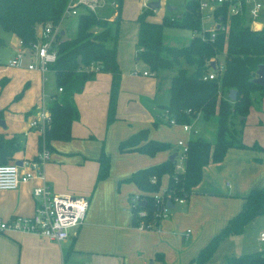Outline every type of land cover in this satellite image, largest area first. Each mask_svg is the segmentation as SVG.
<instances>
[{
    "label": "crops",
    "instance_id": "0c3cea01",
    "mask_svg": "<svg viewBox=\"0 0 264 264\" xmlns=\"http://www.w3.org/2000/svg\"><path fill=\"white\" fill-rule=\"evenodd\" d=\"M109 1L102 7L104 14H97L109 21L116 19L118 11L120 20H123L122 13L127 9L133 11L135 22V17L144 8L142 0H121V4L119 0H114L116 6ZM163 1L165 3L160 5H175L172 1ZM261 1L263 9L253 23L255 30L264 26V0ZM107 7L112 11L107 12ZM152 10L153 14L148 19L161 20L164 12L161 11L158 16L156 13L159 11ZM215 23L210 16L201 20L200 31L178 29L188 34L184 35L187 43L194 35L211 30ZM136 33L135 22L134 46L127 52V61H122L123 58L116 53L121 79L114 119L107 122L111 75L109 72H96L81 91L73 94L79 118L71 124V138L50 141L49 157L42 166L44 180L35 177L19 184L14 190H0L1 219L32 214L35 205L32 188L46 182L53 192L87 196L89 205L83 222L71 230L69 238L62 241L20 231L0 232V264H195L199 250L241 209L248 191L264 186V92L255 91L251 94L252 102L243 123L238 122V117L233 119L239 138L246 147H228L220 161L206 164L200 180L184 201H174L168 207L167 216L159 217L156 224L151 227L131 224L129 198L140 190L134 182L123 179L139 168L166 160L171 153H175L176 159L179 150L177 140L188 142L191 138L201 137L198 134H204L211 120L196 115L189 123L192 132H186L180 124L166 121L163 105L167 102V85L152 74H143V71L149 72L143 62L144 69H136L139 74L133 73L135 69L131 58L135 61ZM176 38L179 37L176 35ZM18 48L19 43L14 53ZM15 68L21 70L20 83H23L14 94L23 90L17 99L22 98L23 92L31 85L40 84L41 89L33 101L16 107L17 111L13 106L15 112L12 116L8 110L11 102L17 100L15 96L5 104L0 103L3 115L0 133L7 136L19 134L22 138L21 149L13 154L10 161L36 160L40 150L37 144L39 131L28 128V120L43 93L47 101L56 89L48 90L46 94L43 85L45 74L26 67ZM5 70L0 69V80L4 79L0 95L6 87H10L13 76L2 74ZM142 128H147L148 139L166 142L169 147L154 155L118 149L120 140ZM101 150L109 155V172L105 178L97 179ZM21 169L28 168L23 166ZM167 181L165 174L161 177L160 191L165 190ZM235 237L225 238L219 246ZM241 237L244 236H240L243 239ZM241 250L243 246L239 244L237 253ZM259 250L264 254V249ZM210 259L204 264H210Z\"/></svg>",
    "mask_w": 264,
    "mask_h": 264
},
{
    "label": "trees",
    "instance_id": "16d2710c",
    "mask_svg": "<svg viewBox=\"0 0 264 264\" xmlns=\"http://www.w3.org/2000/svg\"><path fill=\"white\" fill-rule=\"evenodd\" d=\"M66 2L0 0V28L14 33L23 46H28L35 40L36 26L59 22ZM119 2L121 4V0ZM228 7V3L224 2L212 10V17L217 23L213 29V40L209 39L212 30H205L203 38L196 35L179 46L165 43L163 30L165 27H176L200 31L201 19L196 0L183 1L182 11L177 14L170 11L159 21L148 19L153 14L150 8H143L135 17L134 58L143 62L153 76L167 85L168 97L163 105L167 111L166 121L169 123L170 119H174L177 124L190 123L198 114L205 120L214 119L216 138L213 143L201 137L189 139L182 171L175 170V159L167 158L139 168L123 179L134 182L140 190L138 202L130 208L133 226L151 227L158 221L156 214L159 207L153 193L159 189L163 175L168 176L165 201L173 203L174 197L188 195L200 180L202 168L210 162L220 161L228 147H246L239 138L233 119L238 117V122L242 124L252 102L251 94L264 92V87L253 81L258 66L264 64V26L258 30L250 28L245 5L240 13L234 15L227 14ZM119 13L115 20L109 21L97 13L81 9L77 14L75 36H61L62 40L56 46V58L48 64L56 92L50 94L46 101L51 120L44 134L39 133L37 137L40 149L42 144L50 148L52 140L71 138V124L79 118L73 94L81 91L96 72H109L111 75L107 122L114 119L121 79L116 59ZM3 43L0 37V45ZM209 72L216 76L204 78ZM3 82L4 79H1V86ZM230 89L236 91L233 100L227 97ZM22 91L16 94L15 99ZM147 132V128H142L120 140L118 149L154 155L169 147L166 142L148 139ZM21 143L19 134L7 136L0 133V164L13 159V154L21 149ZM98 163L97 179H103L109 172V155L104 150L99 154ZM140 210L145 213L140 215ZM261 214H264V186L248 191L241 209L199 250L195 264L207 262L225 238L241 234L247 223ZM223 264H264V254L257 250L231 255Z\"/></svg>",
    "mask_w": 264,
    "mask_h": 264
},
{
    "label": "built area",
    "instance_id": "2783aa9c",
    "mask_svg": "<svg viewBox=\"0 0 264 264\" xmlns=\"http://www.w3.org/2000/svg\"><path fill=\"white\" fill-rule=\"evenodd\" d=\"M108 0H67L62 11L61 19L56 24L45 23L36 26L35 40L28 46H23L19 40V48L14 55L8 60L7 64L13 67H26L28 69H36L41 74L48 71V64L53 62L57 55L56 46L61 42L62 27L61 22L68 15L77 16L78 12L83 9L85 11L97 13V9L103 7ZM153 0H142L144 8H147V3ZM187 1V0H183ZM198 2V10L200 19L212 16V10L218 4L227 2L228 15H234L241 12L243 5L247 7L249 18V26L253 29V23L263 9L261 0H196ZM113 6H116L114 0L109 1ZM160 3H165L160 0ZM210 32L209 39L213 40L215 33ZM204 32V31H203ZM195 36V35H194ZM203 38L204 34H200ZM134 74L139 72L134 71ZM143 74H152L143 71ZM216 76L215 73L209 72L204 78L210 79ZM61 90V88H58ZM167 114V111L165 109ZM51 115L46 107L45 96L42 95L39 105L35 108L34 113L28 120V128H34L41 135L44 134L46 127L49 125ZM169 123L177 124L174 119H170ZM186 132H192L189 123L180 124ZM179 147L177 157L175 159L174 168L177 171L184 170L185 159L187 156L188 145L185 140L179 139L176 142ZM49 157V151L42 144L41 149L37 154L36 160L22 161V166L14 161H8L0 164V190H14L19 184L27 182L31 178H41L44 180L42 166ZM26 166L28 169L22 170ZM154 180V178H152ZM164 191L159 189L153 193V197L158 204L159 210L156 216L159 218L167 216L168 206L164 198ZM32 195L35 200V205L32 214L28 216L13 215L9 219L0 218V232L20 231L35 235L44 236L50 240L62 241L69 238L71 230L77 228L84 220L89 200L85 195H74L68 193L53 192L46 182L36 185L32 188ZM130 208L139 200V193L133 194L129 198ZM175 202H183L184 197H174ZM145 212L139 211L140 215ZM259 240L264 241V231L260 232Z\"/></svg>",
    "mask_w": 264,
    "mask_h": 264
},
{
    "label": "rangeland",
    "instance_id": "374dc122",
    "mask_svg": "<svg viewBox=\"0 0 264 264\" xmlns=\"http://www.w3.org/2000/svg\"><path fill=\"white\" fill-rule=\"evenodd\" d=\"M167 1L168 2L172 1L176 5V8L173 10V13L177 14L180 11H182L183 0H167ZM106 10L107 12L112 11L108 7L106 8ZM156 10L159 11L158 13H156V15L158 16H160L161 11L164 12V15L170 14V11L166 9V5H160L159 7L156 8ZM104 11H105L104 8L101 7L97 9V14L103 15ZM122 14L124 16V19L120 20L118 23L117 56L119 57L121 56L123 58L122 61H127V52H129V50L132 49V46H134L133 38H134L135 22H134V19H132L133 11L129 12L127 9H125V12ZM61 27L64 30V33L62 34L63 38H71L75 36L76 28H77V16L68 15L64 17L61 22ZM163 32H164V42L167 44L179 46V45H183L184 43H186V38L184 35L188 36V34L187 33L184 34L185 31L181 29H178L176 27H165ZM176 35L179 38H176ZM0 37L3 39V42H4L2 45H0V62L2 63L1 68L6 69L5 71L2 72V74L10 75V76L13 75L11 76L12 80L10 83V87H6V90L2 91L0 95V103L5 104L9 102L14 96H16L14 94L17 91H19L23 83H20L21 70H18L17 68L11 67V66L7 67V65L5 64L14 54V50L16 49L19 43L18 38L14 33L9 32V31H4L1 28H0ZM136 62H139V61L138 60L134 61V59L131 58V63L135 71L137 70L142 71L144 69L142 62L141 61H140L141 63H136ZM44 76L46 77V79L43 85H44L45 93L47 94L48 90H53L56 88H55L54 82L51 80V76H52L51 72L45 71ZM40 89H41L40 84L31 85L28 90H25L23 92L24 94L22 95V98H19L11 102L10 110H8L10 115L12 116V113L15 112L14 108L22 107L26 101H29V102L33 101L38 96ZM38 105H39V102H38ZM16 111H17V108H16ZM215 129H216L215 120L211 119L210 123H207V128L204 129V134L202 133L201 134L197 133V134L205 138L206 140L210 141L211 143H213L216 138ZM262 230L264 231V214H261L258 217H256L254 220L248 222L244 228V231L242 232L243 233L242 235L241 234L235 235L236 236L235 238L223 242L218 247L217 251L212 256L209 263L210 264H222L223 261L225 260V257L230 254L236 255V254H240L242 252L244 253L250 250L255 251L259 249H264V241L259 240V232ZM240 236H244V237H241L243 239H240ZM239 239L241 240L240 242H239ZM239 244H242L243 250H241L240 253H237V249H239Z\"/></svg>",
    "mask_w": 264,
    "mask_h": 264
},
{
    "label": "water",
    "instance_id": "95a60500",
    "mask_svg": "<svg viewBox=\"0 0 264 264\" xmlns=\"http://www.w3.org/2000/svg\"><path fill=\"white\" fill-rule=\"evenodd\" d=\"M160 6V0H153L147 3V7L150 9H156L157 7ZM175 8V5L172 4H167L166 5V9L171 11ZM61 33L63 34V31H61ZM213 65V63H212ZM254 82H256L257 84L261 85L262 87H264V64H260L256 70V77L253 79ZM236 95V91L235 89H230L227 93V97L230 100H233L235 98ZM0 124L3 126V120L0 119ZM175 156V153H171L168 156V159L173 160ZM16 164L21 165V160H16L15 161ZM172 205V203L170 201L167 202V206L170 207Z\"/></svg>",
    "mask_w": 264,
    "mask_h": 264
}]
</instances>
